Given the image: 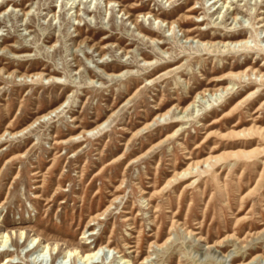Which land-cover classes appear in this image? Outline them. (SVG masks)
Here are the masks:
<instances>
[{
    "label": "rangeland",
    "instance_id": "1",
    "mask_svg": "<svg viewBox=\"0 0 264 264\" xmlns=\"http://www.w3.org/2000/svg\"><path fill=\"white\" fill-rule=\"evenodd\" d=\"M106 1L0 0V264H264V0Z\"/></svg>",
    "mask_w": 264,
    "mask_h": 264
},
{
    "label": "bare ground",
    "instance_id": "2",
    "mask_svg": "<svg viewBox=\"0 0 264 264\" xmlns=\"http://www.w3.org/2000/svg\"><path fill=\"white\" fill-rule=\"evenodd\" d=\"M167 1V0H166ZM218 1H221L220 2V7L218 8V9H220V8H223V7H226V3H227V1H231V0H213V2H212V7H214L215 6V4L218 2ZM112 1L111 0H107L106 1V4H110ZM105 4V5H106ZM74 7H76V6H74ZM193 10V7H191V8H189V11H192ZM75 12H76V10H75ZM145 15H143V17H144ZM76 17V16H75ZM233 17V19L235 18V16H232ZM154 19L156 20L157 19V17H154ZM236 19V18H235ZM235 21V20H234ZM133 22V21H132ZM160 22H162L163 23V20L162 21H160ZM133 24H134V26H135V28L137 29V30H139V31H141V30H146L143 26H141V24H139L138 22H136V21H134L133 22ZM186 31H190V30H186ZM149 32V31H148ZM144 37V36H143ZM146 39H148V40H150V37H146ZM201 43V42H200ZM223 45H228V46H230V45H232V47H235L236 45L237 46H241V45H246L247 44V40L245 39V38H240V39H237V40H234V41H225V42H223L222 43ZM101 48H103V47H101ZM121 75V73H117L116 74V76H120ZM31 77L32 76H35V77H37V76H40V74H31L30 75ZM51 79H53V78H51ZM232 89V86H230L229 84H226V85H223L222 87H220V88H218V89H216V90H214V91H209V92H202V93H198V94H196L195 95V97H194V99H193V101L192 102H190V103H188L183 109H182V113H184L186 110H188V109H190V110H193V108L195 107V105H194V102H201V103H205L204 102V100H200V99H203V98H207V100H206V102H209V101H217L218 99H220L221 97H222V95L224 94V93H226L227 91H229V90H231ZM251 94V93H250ZM197 98V99H196ZM64 103H61V104H59L57 107H55L54 109H52V110H50V111H48L47 113H44V114H42V115H40L35 121H33L32 123H30L27 127L28 128H30V127H32V126H34V124L35 123H37V122H40V121H44V120H46L48 117H50V116H52L53 114L55 115L56 113H58L61 109V107H62V105H63ZM181 116V115H180ZM180 116H178L177 118H176V120L175 121H178V120H180ZM161 117V116H160ZM162 117H163V115H162ZM105 122V121H104ZM103 125V123H101L100 125H98L97 127H96V129H99L101 126ZM149 125H151V123L149 124ZM25 129H27L26 127L23 129V130H25ZM95 130V128L94 129H91V130H88V131H86L85 133L86 134H88V133H92L93 131ZM249 131V129H244V131L242 132V133H240V132H238L239 134H243V133H247ZM20 132V131H19ZM18 132V133H19ZM2 137V136H1ZM77 137H79V136H77ZM252 150H255V148H252L251 150H249V151H252ZM247 152V151H246ZM196 168H197V164H188L187 165V167L186 168H184L183 170H181L180 172H178L177 173V175H176V177H179V178H183V179H187V178H189V177H191V172L193 171V169L194 170H196ZM171 178V177H170ZM172 179V178H171ZM91 225V224H90ZM89 235H91V234H93V231L90 229L89 230ZM3 234V233H2ZM1 233H0V242H4L5 241V236L4 235H2ZM168 238L169 237H167L166 238V241L168 240ZM101 249H103V248H108V251H109V247L107 246V245H103V246H99ZM111 249V248H110ZM113 249V248H112ZM114 250V249H113ZM116 252H119V251H116ZM96 254H97V250H95V247H91L90 249H88V250H86V251H84L83 252V254H81L79 257H80V259L84 262V263H86V264H89V263H94V261H93V259L95 258V256H96ZM120 254V253H119ZM121 255V254H120ZM122 256V255H121ZM120 256V257H121ZM146 259H147V257H145ZM144 258V259H145ZM121 259L123 260V263L124 262H128L127 260H125V257L124 256H122L121 257ZM263 259V258H262ZM9 261V259H7V262ZM144 261V260H143ZM6 262V263H7ZM12 263V262H11ZM143 262H140V264H142Z\"/></svg>",
    "mask_w": 264,
    "mask_h": 264
}]
</instances>
